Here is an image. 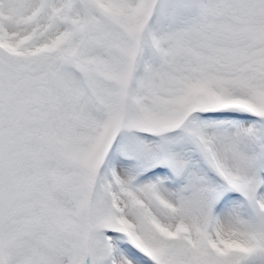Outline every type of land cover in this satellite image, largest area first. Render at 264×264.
Segmentation results:
<instances>
[{"label":"snow or ice","instance_id":"1","mask_svg":"<svg viewBox=\"0 0 264 264\" xmlns=\"http://www.w3.org/2000/svg\"><path fill=\"white\" fill-rule=\"evenodd\" d=\"M0 264H264V0H0Z\"/></svg>","mask_w":264,"mask_h":264}]
</instances>
